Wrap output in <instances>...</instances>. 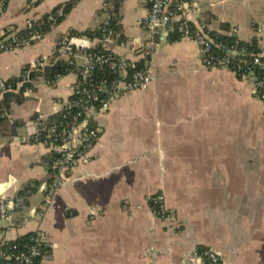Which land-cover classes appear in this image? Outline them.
Returning <instances> with one entry per match:
<instances>
[{
	"label": "crops",
	"instance_id": "obj_1",
	"mask_svg": "<svg viewBox=\"0 0 264 264\" xmlns=\"http://www.w3.org/2000/svg\"><path fill=\"white\" fill-rule=\"evenodd\" d=\"M37 1L0 4V39L65 0ZM106 1L78 0L43 39L0 54V76L8 81L28 64H49L61 36L106 24ZM187 1L189 21L205 24L214 42L211 34L222 33L226 23L230 36L264 52V0ZM148 11L147 0H123L122 27L103 47L131 64L149 58L156 81L95 115L98 142L45 211L50 155L31 140L35 120L47 122L61 112L79 73L54 86L34 79L24 101L12 103L11 124L23 125L0 142V190L9 205L8 218H0V242L44 232L50 248L42 264H197L200 247L217 252L221 264H264V102L250 80L205 68L195 41L148 32L142 25ZM85 48L72 46L66 58L73 56L78 67ZM34 182L40 183L36 193L19 195ZM158 192L166 197L171 222L152 213L150 199Z\"/></svg>",
	"mask_w": 264,
	"mask_h": 264
},
{
	"label": "built area",
	"instance_id": "obj_2",
	"mask_svg": "<svg viewBox=\"0 0 264 264\" xmlns=\"http://www.w3.org/2000/svg\"><path fill=\"white\" fill-rule=\"evenodd\" d=\"M9 0H4L8 2ZM149 11L142 20V25L150 33L174 32L181 39L195 41L201 52L202 63L207 69L224 68L235 73L238 78L248 79L254 87L257 99L264 102V52L257 53L252 62L233 64V59L245 54L246 50L237 45L224 46L216 44L209 36L208 28L202 23H193L187 17V0H147ZM107 21L106 25H108ZM177 23V27H175ZM27 25H30L28 22ZM260 31V30H259ZM102 42L111 43L118 32L114 29L104 27L102 29ZM34 40H41L43 36L36 33L32 36ZM8 40V39H6ZM27 43L26 41H24ZM82 46L90 49L93 44L88 39L72 38L65 40L54 48L60 58H66L70 54L72 46ZM218 47L224 52L223 56L215 55L214 49ZM20 47L16 38L6 42L0 40V52H15ZM85 53L82 63L78 66V81L76 82L71 98L61 110L62 119L52 125L41 118H36L37 131L31 137L34 143L43 144L52 157L50 180L45 189V201L43 211L51 204L53 197L62 184L70 180L74 166L87 159L88 153L98 142L101 130L94 125L95 115L108 111L110 104L121 95L128 92L147 90L157 79L152 68L147 65L128 75L130 63L122 58L116 61L114 55ZM42 61H39L40 64ZM48 63L47 61H45ZM108 66L111 70L118 72L119 76L113 81L101 80L95 82L94 73L100 68ZM30 82L28 78L18 84L22 86ZM12 88L7 81L0 76V92H7ZM31 87H27L24 94L29 95ZM27 140H23L25 143ZM54 155V156H53ZM152 213L154 217L163 222L173 221V214L168 208L166 197L162 192L154 194L151 199ZM9 216L8 201L1 196L0 190V218L7 219ZM32 245L26 250L17 252H0V256L14 260L17 264H42L47 255L50 243L47 235L38 231L31 238ZM5 242L2 241V244ZM16 249V247H15ZM197 264H221L217 252L207 249L195 253Z\"/></svg>",
	"mask_w": 264,
	"mask_h": 264
},
{
	"label": "trees",
	"instance_id": "obj_3",
	"mask_svg": "<svg viewBox=\"0 0 264 264\" xmlns=\"http://www.w3.org/2000/svg\"><path fill=\"white\" fill-rule=\"evenodd\" d=\"M31 1V0H29ZM42 0H38L37 4ZM109 3V8L106 10L109 16V23L101 24L96 28H90L85 31H76L70 30L66 35H63L59 38L58 42L61 44L64 42V39L70 40L72 38H86L91 40L93 46L90 49H87L85 53H98L109 55L112 54L108 50L103 47L102 42V29L104 27L114 29L117 32L121 29V21H120V8L123 3V0H107ZM78 0H65L63 3L58 5L52 12L43 15L38 20L30 21V25H27L24 29L17 30L16 28L10 29L4 33L1 41L9 42L14 38L17 39L18 45L20 48H23L28 45H33L36 41L32 38L33 35L39 33L43 36V38L52 31V29L58 25H60L66 16L70 14V12L74 9ZM0 4L3 8H6L7 2L4 0H0ZM177 23H175V27H177ZM222 33L215 35L211 34L216 44H221L224 46H232L237 45L239 48H243L246 50L245 54L239 55L233 59V64H239L247 61L252 62L255 55L259 52L256 44L253 43H245L237 41V39L228 34L230 27L228 24H222ZM179 35L176 33H171L170 40L178 39ZM8 39V40H6ZM26 41L27 43H25ZM215 55L223 56L224 52L221 48L216 47L213 51ZM0 54H2L0 52ZM113 56V55H112ZM116 61L121 60V57L114 55ZM148 57V56H147ZM149 60V58L147 59ZM141 60L139 62H135L128 67V75H132L138 69L145 68L146 61ZM78 71V67L74 63V57L70 56L69 58H60L57 53L53 54V59L49 64H46L45 61H42L40 64L31 65L28 64L24 66L22 70V74L18 78H13L7 81V84L12 88V90L7 92H0V142L1 139L7 135L15 136L16 130L20 128L23 124L19 122H14L11 124L9 119V111L12 103L21 104L24 99V91L27 87H33L31 83L25 82L22 86L18 87V84L24 82L26 78L30 81H33L37 77H44L46 82L54 86V84L62 77L69 75L70 73ZM80 76V74H79ZM119 76L118 72L115 70H111L108 66L98 68L94 73L95 82L101 80L113 81L117 79ZM62 119L61 113L55 114L51 119L47 121V124L52 125L54 123L60 122ZM54 156V155H53ZM52 157L46 159V163L49 168V173L51 171L52 165ZM50 180V176L48 181ZM40 187L39 182H34L32 185L27 186L24 190H22L19 195L22 197H28L38 191ZM152 202V201H150ZM151 206H153L151 204ZM1 231V228H0ZM35 235V233H30L27 235H23L16 240L7 241L4 244L0 242V252H17L21 250H26V248L32 245L31 238ZM16 247V249H15ZM200 252H204L207 250L205 247L198 248ZM0 264H17L14 260H8L2 256H0Z\"/></svg>",
	"mask_w": 264,
	"mask_h": 264
},
{
	"label": "rangeland",
	"instance_id": "obj_4",
	"mask_svg": "<svg viewBox=\"0 0 264 264\" xmlns=\"http://www.w3.org/2000/svg\"><path fill=\"white\" fill-rule=\"evenodd\" d=\"M39 77L35 78V82L38 81ZM240 194V199L242 202H246V192L245 190H239L238 192ZM257 193V192H256ZM261 193L262 192H258L257 195H260L261 196Z\"/></svg>",
	"mask_w": 264,
	"mask_h": 264
},
{
	"label": "water",
	"instance_id": "obj_5",
	"mask_svg": "<svg viewBox=\"0 0 264 264\" xmlns=\"http://www.w3.org/2000/svg\"><path fill=\"white\" fill-rule=\"evenodd\" d=\"M35 212V210L33 211V213Z\"/></svg>",
	"mask_w": 264,
	"mask_h": 264
}]
</instances>
